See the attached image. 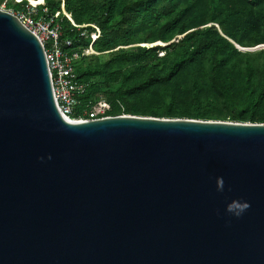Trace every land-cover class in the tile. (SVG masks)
<instances>
[{
  "label": "water",
  "instance_id": "1",
  "mask_svg": "<svg viewBox=\"0 0 264 264\" xmlns=\"http://www.w3.org/2000/svg\"><path fill=\"white\" fill-rule=\"evenodd\" d=\"M0 264H264V123L66 118L0 9Z\"/></svg>",
  "mask_w": 264,
  "mask_h": 264
},
{
  "label": "trees",
  "instance_id": "2",
  "mask_svg": "<svg viewBox=\"0 0 264 264\" xmlns=\"http://www.w3.org/2000/svg\"><path fill=\"white\" fill-rule=\"evenodd\" d=\"M24 2L7 0L6 5L18 9ZM62 2L76 24L98 27L100 35L92 48L106 52L103 69L117 68L118 83L112 90L106 81L92 79L101 74L90 69L97 55L80 57L75 63V73L86 84L81 102L101 95L111 102L109 116L264 123V48L243 51L235 46L250 48L264 44V0ZM60 4L61 0H43L49 14L59 12L57 21L63 36L72 39V47H86L90 38L78 35L61 15ZM83 29L86 33L93 31L90 26ZM138 31H144L141 37ZM158 42L167 44L160 46ZM132 43L143 45L121 47ZM137 64L143 65L138 67L140 73L135 77L120 71ZM183 83L187 86L181 89ZM155 88L160 91L152 96ZM167 95L168 103L160 99L152 106L151 102L159 96ZM217 107L223 108L219 109L223 117L212 119Z\"/></svg>",
  "mask_w": 264,
  "mask_h": 264
},
{
  "label": "built area",
  "instance_id": "3",
  "mask_svg": "<svg viewBox=\"0 0 264 264\" xmlns=\"http://www.w3.org/2000/svg\"><path fill=\"white\" fill-rule=\"evenodd\" d=\"M21 1L23 0H12L13 3ZM6 3L7 0H4L0 9L15 15L41 42L58 111L73 121H89L109 116L111 102L105 97L100 95L85 103L81 102L80 97L86 84L79 81L75 73L76 61L84 55L94 53L92 43L100 35L98 27L89 23L76 24L64 10L61 0V13L71 27L77 30L80 37L90 38L86 47L74 49L72 39L63 36L57 21L59 12L49 14L43 6V0H25L18 9L8 7ZM87 26L92 27L93 31L86 33L83 28ZM76 113L77 116H74Z\"/></svg>",
  "mask_w": 264,
  "mask_h": 264
},
{
  "label": "rangeland",
  "instance_id": "4",
  "mask_svg": "<svg viewBox=\"0 0 264 264\" xmlns=\"http://www.w3.org/2000/svg\"><path fill=\"white\" fill-rule=\"evenodd\" d=\"M39 1H42V0H39ZM2 2H3V0L0 2V6H1ZM11 2H12V0H11ZM61 15H63V14H61ZM143 32L144 31H138L137 32L138 36L141 37ZM147 32H148V30L145 31V33H147ZM179 37L180 36H177V38H179ZM152 44L153 43H146L145 45L151 46ZM157 44H159L160 46H164L167 43L161 44L158 42ZM142 45H143V43H132V44H129L127 46H121V47L126 48V47L142 46ZM93 51H94V53H92L91 55H97L98 59L96 61H92L90 63L91 64L90 69H97V70L101 71V74L93 76L92 79L95 81H106L110 85V88L112 90H114L115 87L117 86V83H118V80L115 79V77L118 76L117 68L113 66V67H107V68L103 69L102 64L106 60V57H107L106 52H97L94 49H93ZM141 65H143V64L128 65L127 67H123L120 71H121V73H128V74L131 73L130 76L135 77L140 73V70L138 69V67ZM186 86H187V83L180 84L181 89L183 87H186ZM159 91H160L159 88H157V89L155 88L150 94L152 96H156V93L158 94ZM163 94H165V93H163ZM160 99H162L165 103H168L169 95L159 96L156 99V101L151 102L152 106L157 104L156 102H159ZM203 101H205V100H203ZM202 107H206V106H202ZM215 109H218V110L214 111L216 114L212 117V119H221L223 117V114H222V111H219V109H223V108L217 107Z\"/></svg>",
  "mask_w": 264,
  "mask_h": 264
},
{
  "label": "clouds",
  "instance_id": "5",
  "mask_svg": "<svg viewBox=\"0 0 264 264\" xmlns=\"http://www.w3.org/2000/svg\"><path fill=\"white\" fill-rule=\"evenodd\" d=\"M218 186L219 187H222V179H220L219 181H218ZM247 205H245V207H246Z\"/></svg>",
  "mask_w": 264,
  "mask_h": 264
}]
</instances>
